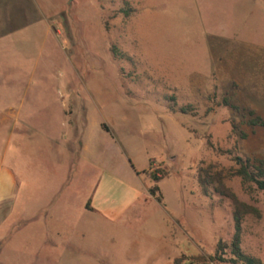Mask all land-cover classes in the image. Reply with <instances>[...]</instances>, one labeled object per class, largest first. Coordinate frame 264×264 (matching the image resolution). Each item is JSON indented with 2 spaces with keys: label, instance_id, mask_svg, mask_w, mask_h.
Wrapping results in <instances>:
<instances>
[{
  "label": "rangeland",
  "instance_id": "1",
  "mask_svg": "<svg viewBox=\"0 0 264 264\" xmlns=\"http://www.w3.org/2000/svg\"><path fill=\"white\" fill-rule=\"evenodd\" d=\"M250 111L264 119V0H0V158L19 190L0 206V264L214 256L234 236V207L203 196L202 164L261 212L244 218L241 250L264 264V192L245 193L216 152L264 159ZM158 165L162 205L145 187ZM110 179V200L142 197L117 222L88 212Z\"/></svg>",
  "mask_w": 264,
  "mask_h": 264
},
{
  "label": "trees",
  "instance_id": "2",
  "mask_svg": "<svg viewBox=\"0 0 264 264\" xmlns=\"http://www.w3.org/2000/svg\"><path fill=\"white\" fill-rule=\"evenodd\" d=\"M112 54L118 60L119 52L116 48L111 49ZM226 107L231 105L227 102ZM240 112V109L235 108ZM180 112L184 115L190 114L188 108L180 109ZM246 125L251 129H262L264 131V119L261 116L256 115L255 112L250 111L247 115ZM104 131H108L106 127L102 126ZM207 151H215V146L210 139L206 142ZM219 152V155H227L229 160L233 163L230 168V177L237 178L241 182V186L245 193L251 194L254 191L264 192V159H253V158H242L234 157L230 152ZM150 166L149 171L145 172L146 177L149 179L152 186L149 188V195L156 200L160 205L164 203L163 195L161 194L158 184L167 178L168 173L163 169L162 165H158L156 171L152 170ZM197 181L201 187V192L204 197L210 195L211 189L213 194L219 196L221 200H228L234 207V224L235 233L230 243H219L217 246V251L214 256L209 258L198 256L190 259L191 263L187 264H257V261L247 255H245L241 250V237H242V224L246 216H253L256 218H261V212L243 203L238 196L223 182V176L221 173L211 175L209 171L205 170L202 166H198ZM211 188V189H210ZM226 250L229 251L231 259L226 261L222 259L220 254H223ZM186 259H177L174 264H186Z\"/></svg>",
  "mask_w": 264,
  "mask_h": 264
},
{
  "label": "crops",
  "instance_id": "3",
  "mask_svg": "<svg viewBox=\"0 0 264 264\" xmlns=\"http://www.w3.org/2000/svg\"><path fill=\"white\" fill-rule=\"evenodd\" d=\"M113 185V191L116 189V181L115 179L110 180H100L95 186L94 191L92 192L91 197L87 200L90 203V207L92 211H88L90 214L103 218L108 222H117L120 221L124 215L128 212L132 211L134 205L142 199L141 194L132 188H127L124 190L122 196L119 198L121 200H110L109 198L112 195H108L107 190H110V187ZM146 187V191L148 192V187ZM18 185L16 181V177L13 172L6 168L4 165V159L0 158V206L6 202H9L12 197L18 193ZM150 196V195H149ZM114 199V195L112 197ZM155 200V199H154ZM119 201V202H118ZM156 201V200H155ZM158 203V202H157ZM159 204V203H158ZM43 210V209H42ZM62 223L61 226L57 229L58 232H63L67 228ZM175 226V225H174ZM172 232V233H171ZM175 230L170 231L167 236H165L166 246L168 249H176V234ZM164 249V246L162 247ZM164 252V251H163ZM160 252L157 256H161L164 254ZM157 257V259H158ZM180 257V254L173 256H168L165 260L168 264H174L176 259ZM156 260V258H155Z\"/></svg>",
  "mask_w": 264,
  "mask_h": 264
},
{
  "label": "built area",
  "instance_id": "4",
  "mask_svg": "<svg viewBox=\"0 0 264 264\" xmlns=\"http://www.w3.org/2000/svg\"><path fill=\"white\" fill-rule=\"evenodd\" d=\"M154 168V167H153ZM153 171H156V169H154ZM187 264V263H186Z\"/></svg>",
  "mask_w": 264,
  "mask_h": 264
}]
</instances>
